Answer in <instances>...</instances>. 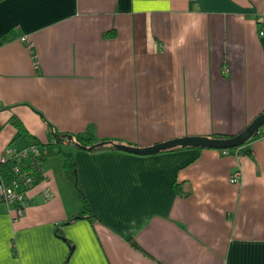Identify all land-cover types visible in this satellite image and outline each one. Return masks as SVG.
<instances>
[{"label": "crops", "instance_id": "1", "mask_svg": "<svg viewBox=\"0 0 264 264\" xmlns=\"http://www.w3.org/2000/svg\"><path fill=\"white\" fill-rule=\"evenodd\" d=\"M262 32L264 0H0V156L32 143L13 118L43 143L236 135L264 112ZM245 148L73 150L94 224L66 223L83 206L50 156L53 199L32 188L16 223L0 200V264H65L70 245L67 264H264V136Z\"/></svg>", "mask_w": 264, "mask_h": 264}, {"label": "trees", "instance_id": "2", "mask_svg": "<svg viewBox=\"0 0 264 264\" xmlns=\"http://www.w3.org/2000/svg\"><path fill=\"white\" fill-rule=\"evenodd\" d=\"M8 36H5L4 39L6 40ZM20 131L24 132L26 135H28L31 138L32 143L40 144L42 145L45 149V154L41 156V159L43 161H46V159L50 156L53 155H60L62 154L65 158L64 162V171L68 179L73 183L75 186L79 199L82 203L83 209L80 213L74 215L72 218L68 219L66 223L70 224L73 222H76L78 220L86 219L89 220L91 223H95L97 221L96 216L94 215L90 202L86 196V193L84 191V188L82 186V183L80 181L79 175H78V167H77V162L74 156V151L73 150H85L89 152H100V151H124L128 152L125 150H122L119 148V145H127V146H138L136 144L130 143L123 141L121 139H116V138H99L96 129L94 126L90 125L87 127L86 130L80 132V133H64L58 131L56 128L51 126V133H52V138L48 142H41L37 138L33 137L29 131L26 129L22 121H20L17 118H13L11 121ZM264 136V125L259 129L258 133L254 137H261ZM212 137L214 138H229V135H223V134H215ZM248 144L245 143L244 145L229 149L230 154H233L236 150H239V154H251V150L248 148L244 149V146ZM185 148H197V149H204L201 147H175V148H170V149H165L161 150L158 153L162 152H168V151H174L178 149H185ZM225 150V149H224ZM236 153V152H235ZM154 154V153H152ZM142 155H149V154H142ZM13 162L8 161L7 163H0V172L2 176L6 179L9 180L12 177V167H13ZM41 175L37 176V180H41ZM187 184L186 182H175V189L178 192V194L182 196H190L192 191L186 187ZM56 235L62 239H64L66 242L69 243L67 240L66 236L62 232L61 229L56 230ZM134 246L140 249V246L137 244L136 241L132 240L131 241ZM73 251V246L70 245V253L68 255V258L66 260V263L69 261V257L71 256V253Z\"/></svg>", "mask_w": 264, "mask_h": 264}, {"label": "built area", "instance_id": "3", "mask_svg": "<svg viewBox=\"0 0 264 264\" xmlns=\"http://www.w3.org/2000/svg\"><path fill=\"white\" fill-rule=\"evenodd\" d=\"M264 32H262L263 34ZM22 41H27L26 36L21 37ZM31 47L32 44L28 43ZM45 148L36 143H31L23 149L8 146L0 156V163L13 162L12 177L6 180L0 172V200L6 203L11 210L12 220L16 223L25 214L30 204L29 191L38 186L46 201L54 198L55 193L49 186V177L44 172V162L41 156L45 154ZM239 150L234 154L239 155ZM224 154L229 155V149L224 150ZM41 175V180L37 176ZM242 176L240 169L232 173V183H237Z\"/></svg>", "mask_w": 264, "mask_h": 264}, {"label": "water", "instance_id": "4", "mask_svg": "<svg viewBox=\"0 0 264 264\" xmlns=\"http://www.w3.org/2000/svg\"><path fill=\"white\" fill-rule=\"evenodd\" d=\"M264 125V112L258 115L249 125L236 135L229 138H214L205 136H187L157 143L149 147L119 145L122 150L136 154H152L175 147H201L215 149H233L240 147L252 139Z\"/></svg>", "mask_w": 264, "mask_h": 264}]
</instances>
